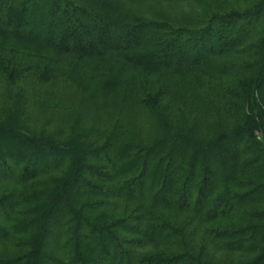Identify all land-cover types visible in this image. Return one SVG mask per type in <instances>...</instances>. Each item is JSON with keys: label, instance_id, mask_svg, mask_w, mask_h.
<instances>
[{"label": "trees", "instance_id": "obj_1", "mask_svg": "<svg viewBox=\"0 0 264 264\" xmlns=\"http://www.w3.org/2000/svg\"><path fill=\"white\" fill-rule=\"evenodd\" d=\"M136 1L0 0V264H264V0Z\"/></svg>", "mask_w": 264, "mask_h": 264}, {"label": "rangeland", "instance_id": "obj_2", "mask_svg": "<svg viewBox=\"0 0 264 264\" xmlns=\"http://www.w3.org/2000/svg\"><path fill=\"white\" fill-rule=\"evenodd\" d=\"M109 4L113 5L117 9L123 11L128 17L132 16H140L142 18H150L153 16H157L163 14L170 5L175 3H165V2H140L136 0H106ZM209 3L210 0H185L178 2V6L181 7L182 10H187L191 7V5L200 4L199 3ZM220 3H223L226 0H217ZM230 1V0H227ZM167 12V11H166ZM97 77L91 76V87H95L94 83H96ZM71 104V103H70ZM75 105L74 103H72ZM83 106V105H82ZM84 108L81 109V113L83 114ZM79 109H77V112ZM87 120L92 119L91 116H86ZM84 119V118H83Z\"/></svg>", "mask_w": 264, "mask_h": 264}]
</instances>
